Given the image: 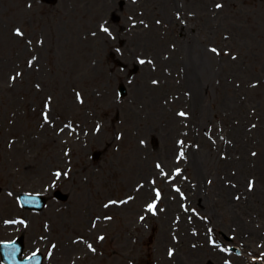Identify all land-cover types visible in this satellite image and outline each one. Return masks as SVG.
I'll list each match as a JSON object with an SVG mask.
<instances>
[{"label":"rangeland","instance_id":"1","mask_svg":"<svg viewBox=\"0 0 264 264\" xmlns=\"http://www.w3.org/2000/svg\"><path fill=\"white\" fill-rule=\"evenodd\" d=\"M0 187V242L44 264L264 263V0H0Z\"/></svg>","mask_w":264,"mask_h":264},{"label":"snow or ice","instance_id":"2","mask_svg":"<svg viewBox=\"0 0 264 264\" xmlns=\"http://www.w3.org/2000/svg\"><path fill=\"white\" fill-rule=\"evenodd\" d=\"M222 7H223V5H221V4H217V5H216V8H217V9H220V8H222ZM178 18H179V14H178ZM157 23H159V21H157ZM102 31H104V32H108V29H107V28H102ZM15 35H17L18 37H23L24 34H23V32H22L20 29H16V30H15ZM210 51L213 52L214 54H219V52H218V50H217L216 48H211ZM236 58H237V57H235V56L232 57V59H236ZM35 59H36V58L33 57V60H30V61H29V67L34 66V65H33V61H34ZM139 62H140L141 64H144V63H145L144 60H140ZM148 63H151V61H148ZM19 76H22V73L17 72V73H16V76L11 77V80H12V81H15L16 78L19 77ZM153 83H156V81H153ZM77 98L79 99V94H77ZM46 107H47V104H46ZM177 115L180 116V117H182V118H187V116H188V114L185 113L184 111H180V112H178ZM44 119H45L46 122L48 121V115H47V113H45V115H44ZM178 144L181 145V146H183L184 141H179ZM252 155L255 156L256 153L253 152ZM183 159H186V156H185V152L183 151V147H181V150H180L179 155H178V160H183ZM156 167L159 169V168H161L162 166H161L160 164H157ZM180 174H181V170H180V169H176L175 172L173 173V178H174L175 176H179ZM164 175H167V173H164ZM55 176H56L57 179H60L61 176H65V177H66V176H67V172L61 173L60 171H57V172H55ZM208 183L210 184L211 181H209ZM253 188H254V183H253L252 181H250L249 184H248V189H249V191L253 190ZM174 190L177 191V192H180V191H181L179 188H174ZM181 197H182V199L185 198V197L183 196L182 193H181ZM155 198H156L157 201L161 198V193H160V191L157 190V191L155 192ZM236 198L239 199V197H236ZM25 202H26V203H32V204H38V201L36 200V198H35V197H32V196H28V197L26 198V201H25ZM112 203H116V202L113 201ZM105 207H107V205H105ZM156 210H157V204H156L155 202L149 203V204L147 205V211H148V212H151L153 215L156 214ZM186 210H187V209H186ZM160 211H163V209L161 208ZM192 211L194 212L195 210L193 209ZM108 219H110V217H108ZM143 219H144V218L141 217V220H143ZM204 219H206V218H204ZM209 231H211V229H209ZM99 239H100V240H103V239H105V238H104L103 236H100ZM88 247L91 249V248H92V245L89 244ZM93 250H94V249H93ZM17 251H18V249H16L15 247H11V248L9 249L8 255H9L10 257L14 258V257L16 256V254H17ZM34 255H35V254H34ZM171 255H172V252L169 251V256H171ZM30 259H31V258H30Z\"/></svg>","mask_w":264,"mask_h":264},{"label":"bare ground","instance_id":"3","mask_svg":"<svg viewBox=\"0 0 264 264\" xmlns=\"http://www.w3.org/2000/svg\"><path fill=\"white\" fill-rule=\"evenodd\" d=\"M193 50L194 49L191 42L186 41V43L182 45V54L184 55L186 66V83L187 87L192 92L194 104H196L199 102V84L201 83L202 77L207 74V70L204 69V65H206L205 59L207 58V54L203 51L196 52V48L195 52L192 54ZM197 171H200V167L197 168Z\"/></svg>","mask_w":264,"mask_h":264},{"label":"water","instance_id":"4","mask_svg":"<svg viewBox=\"0 0 264 264\" xmlns=\"http://www.w3.org/2000/svg\"><path fill=\"white\" fill-rule=\"evenodd\" d=\"M26 198L27 197H23V203H25V204H30V203H26L25 201H26ZM41 204H39L37 207L38 208H41ZM7 248L8 249H10L11 248V246H7ZM6 254H8V252H6ZM37 259H36V257L35 258H33V259H29L28 261H24V262H17V261H15L14 259H12V261H10V263H12V264H38V261H36Z\"/></svg>","mask_w":264,"mask_h":264}]
</instances>
